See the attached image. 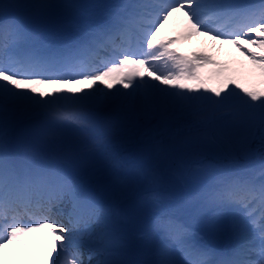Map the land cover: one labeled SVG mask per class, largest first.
I'll return each instance as SVG.
<instances>
[{
  "label": "snow or ice",
  "instance_id": "obj_1",
  "mask_svg": "<svg viewBox=\"0 0 264 264\" xmlns=\"http://www.w3.org/2000/svg\"><path fill=\"white\" fill-rule=\"evenodd\" d=\"M85 7L53 0L0 2L5 15L0 24V261L5 248L16 255L10 248L16 244L45 253L40 264H84L81 252L72 247L70 229L51 218L67 202L72 229L103 224L101 247L89 254V259L98 253L107 257L97 264H264V160L245 165L246 171L259 166V172L248 175L208 168L202 161L197 169L212 176L198 195L202 210L211 212L209 224L232 215L236 244L229 253L199 247L188 222L160 211L170 198L163 190L167 181L182 179L193 155L219 147L220 137L202 130L227 120L242 150L257 132L264 139V0H120L107 6L110 23L90 31L86 40L62 47L51 46L48 36L7 16L9 9H22L43 20ZM170 22H179L181 30L163 36ZM193 37L227 45L243 59L234 61V67L205 53L189 56L173 47ZM208 82L216 87L207 88ZM35 85L52 90L37 93ZM114 85L131 91H104ZM136 97L154 102L136 104ZM65 102L73 111L63 110ZM89 108L118 110L129 120L155 126L122 141L140 144L133 158L88 120ZM33 115L87 132L89 150L100 155L113 179L115 201H101L73 174L83 161L71 143H44L46 133L37 130L23 149L14 146L9 130ZM130 173L135 174L131 183ZM120 199H132L138 209L149 210L150 223L141 237L159 233L165 241L161 252L174 248L182 259H123L133 242L125 228L131 218L121 211ZM253 202L262 210L259 217L250 207ZM23 217L31 222L24 223ZM241 217L256 230V247L246 246Z\"/></svg>",
  "mask_w": 264,
  "mask_h": 264
},
{
  "label": "bare ground",
  "instance_id": "obj_2",
  "mask_svg": "<svg viewBox=\"0 0 264 264\" xmlns=\"http://www.w3.org/2000/svg\"><path fill=\"white\" fill-rule=\"evenodd\" d=\"M27 2L24 0L23 3ZM55 3H67V0H53ZM83 0H78L77 5H82ZM87 9L80 8L73 15V17L59 19L58 15L53 16L47 19H43L47 21L46 26L38 30L49 37V44L53 47H62L65 44L72 43L75 41H84L85 34L94 29H99L103 27V24L110 21L108 16V10L106 12H97L94 10V2L90 1L87 5ZM22 9H9V17H15L21 24L25 26V21L27 16L24 15ZM4 13L0 12V16H3ZM181 25L179 22H170L165 29L162 30L163 36H175L181 30ZM29 29L28 27H26ZM33 31L32 29H29ZM35 32V31H33ZM37 32V31H36ZM192 42V44L200 43L205 47H208L212 51L216 52V54L223 55V60L219 59L217 56L209 54L217 61L221 63H229L234 67L238 66L234 64V61L243 59L240 57L239 53L235 51V49L230 48L229 46H221L213 41L205 38V37H193L190 41H183L179 44L173 45L174 48H178L180 52L185 55H191L192 53H202L200 49L193 47H186V43ZM143 71V70H142ZM150 79L148 77H145ZM139 78H137V81ZM241 83H245L243 80ZM99 87H103V85H98ZM37 88V93L40 91L51 92L50 87H45L41 85H35ZM61 87H67L66 85ZM73 87H81L86 88V85H74ZM216 87V84H212L210 82L207 83V88L211 89ZM234 87V86H230ZM120 90L122 92L131 91V89H124L121 85ZM236 91H239L237 89ZM207 93V92H206ZM207 95H211L208 93ZM241 95H243L241 93ZM63 110L73 111V105L70 102H65L62 105ZM91 112V118L96 119V124L99 126L100 131L104 134V137L107 140H110L115 143L121 144V152L125 155V150L131 146L132 144L139 143H122L127 137L128 134H135L137 132L143 131V128H140L134 124V121L129 120L126 116L118 110H107L99 108H89ZM98 112V114L96 113ZM2 116V114H0ZM40 119L47 124V136L43 139L44 143H52L56 139H62L71 143L72 145L78 147L83 152L89 150V145L91 141L88 138V134L85 131H82L78 126L67 124V125H54L51 123L50 119L45 116H40ZM100 120L102 121L100 123ZM99 122V123H98ZM138 139V138H137ZM24 148V147H23ZM89 154L91 157V162L88 163V166L99 164L100 168L96 171H90L88 168L82 172L75 173L79 178H83L87 187L91 192H93L101 201L105 203L113 202L116 200V193L113 188V179L105 170L104 163L100 157V155L94 151L89 150ZM251 171L259 172V169H252ZM129 183H131L135 179V174L130 173L127 177ZM209 182L208 184H210ZM207 184V185H208ZM206 186V185H205ZM197 188L193 191V196L196 199L197 203L195 206V210L191 213L190 216L187 215V212H183L180 210V207H174V205H168L164 203L160 208V211L174 214L181 221H186L191 225V220L194 219L195 215L201 216L202 208L198 199V195L201 190L205 187ZM123 199L118 201V205ZM181 205V204H180ZM64 206H70L67 202L59 205V211L51 217L59 221L60 223L63 221L64 217L69 214ZM143 211L146 213L145 222L142 229L138 232L134 239V243L141 247L142 252L141 255L137 257L136 260H146V261H160V260H173L179 261L182 258L179 256L177 251L174 248H168L163 253L161 249L165 244L162 236L159 233H148L146 236L141 237L140 233L147 232V226L150 223V214L147 208H143ZM211 216V212L205 214V223L209 225L206 227L200 234L194 235V242L202 248L213 250L215 253H224V250L231 252L232 248L236 244V236L231 227L232 224V215H225L222 218H218L215 222V225H210L208 222V218ZM242 220V218H241ZM24 223H30L31 221L28 217H23ZM71 225V224H70ZM72 228V226H70ZM82 228L81 230L73 231L70 229L69 235L72 237V241H76L80 244L79 247L73 248L78 249L82 254V259H89L90 251H95L101 247L98 242V237L101 235L103 231L102 223H91L87 230H85L82 226L78 227ZM191 228L194 232V229L191 225ZM246 228V236L245 240L249 243L246 245L248 247H256L258 245V240L255 238L252 240L251 237L253 235L252 229ZM242 229V227H241ZM243 231V230H242ZM91 233L89 235L88 233ZM74 233V234H72ZM205 241V242H204ZM12 252H15V256H10V260L15 264H40L41 261L45 259L46 254L40 255L41 253L36 249H24L19 247L16 244L10 246ZM23 249L22 256H19L17 253V249ZM9 249V248H8ZM223 249V250H222ZM128 249L125 251L122 256L123 259H128ZM107 257L102 254H94L91 256L92 262L97 264V261L104 260ZM0 264H3V261H0Z\"/></svg>",
  "mask_w": 264,
  "mask_h": 264
},
{
  "label": "rangeland",
  "instance_id": "obj_3",
  "mask_svg": "<svg viewBox=\"0 0 264 264\" xmlns=\"http://www.w3.org/2000/svg\"><path fill=\"white\" fill-rule=\"evenodd\" d=\"M90 1L94 2V10L97 12H103L106 9H108L107 8V0H83L82 5L87 6ZM0 2H3V3H23L24 0H0ZM27 2H28V0H27ZM77 2H78V0H67V3H69V4H77ZM119 2H120V0H113V5L116 3H119ZM59 3H62V2H59ZM84 9H87V7H85ZM77 10L78 9H71L65 14L58 15V17H59V19H65V18L72 17L77 12ZM22 12L24 13L25 16H27L26 23L28 21L40 23L41 27L38 30H41L46 26L47 21L38 19V18L34 17L33 15H31L30 13H28L24 10ZM7 16L9 17V12H7ZM0 19L5 20V15L0 16ZM26 23H25V26H27L29 28L28 23H27V25H26ZM106 24H108V23H106ZM189 46L200 49L202 51V53H205L208 55L212 54L214 56H217L219 59L223 60V55L216 54V52L212 51L208 47L203 46L200 43H195V44H192V42L186 43V47H189ZM152 82L158 83L155 81H152ZM210 83L215 84L214 82H210ZM120 87H121V85H114L113 88L110 90L107 88H104V91L115 92V90L117 88H120ZM161 87H168L169 92L176 91V89L172 88L171 86L161 85ZM205 94L207 95L208 93H205ZM133 102L136 104H143V103H153L154 101L146 99L144 97H136V98H134ZM87 115H88V113H87ZM22 119H25V118H22ZM22 119H20L19 121H21ZM134 124L140 128H143V131H147L150 127L155 126L154 122L150 123L149 121H142V120H135ZM214 128L216 129L215 135L220 137L219 147L217 149L211 151V152H205L202 155L201 154L193 155L190 158L188 171L185 173L183 178L177 179L175 177H171L168 180L171 182L179 180L181 182L183 188H184L183 193L181 195H172V194H169L167 192L166 187L163 188L165 193L170 197L166 202L168 204H172L174 206L178 205V208H179V203H181L180 210L183 212L190 211L187 214L188 216H190L191 213H193V211L195 210L196 203H197L196 199L193 196V191L197 188H202L203 186L207 185L209 182L212 181V176L210 174H207L205 172L197 170L201 167V161L203 162V166L208 167V168H214V169H219L221 171H227L230 174H245V175L256 173L254 171H246L244 169L245 165H248L250 163V161H257V162L260 161L259 159H256L255 157H252L251 155H249V153L247 152L248 149L252 145H254L253 144L254 139L256 138L257 134H256L255 138L248 143L247 147L242 150L241 147L239 146V144L237 143V137L235 136V134H233L232 130L230 129L227 120H218L217 125H213L212 127H209L206 130H202V131L205 132L207 135L211 136L213 131H214ZM135 148L139 149L140 144H132L131 146H129L125 150V155L131 156L134 158L133 152H134ZM236 157H242L245 159L238 160V159H236ZM174 167H175V165H174ZM93 168H94V170H98L100 168V166L96 165ZM254 169H259L258 164L254 167ZM125 200L126 199H123V201H125ZM250 207L255 208L254 215L259 217L261 214V211H262L261 208L259 207V205L256 202H253V204H251ZM121 211H122V209H121ZM208 212L209 211L202 210V213H201L202 216L199 217L198 215H195L194 216L195 220L191 221V225L195 229V232H194L195 234H199V231H201L202 229H205L207 227V223H205V214ZM126 215H128L131 219L129 222H127L125 224V225H127V227H125V228L128 229L129 225L135 224V225H138L139 230H140L141 225L144 224V222H145L144 217H145L146 213L143 211V209H138L137 205H135V209H134L133 213L132 214H126ZM135 217H136V219H138L137 223L135 221ZM241 218H242L241 227H242V230L244 232V239L246 236V228L245 227H247L249 229H252L253 235H252L251 239L253 240L257 234L256 230L253 229V227L248 223L247 217H241ZM208 227H209V225H208ZM134 235H136V234H134ZM134 235H130V236L132 237ZM74 244H77V243L72 242V246H74ZM135 248L138 250L137 255H141V252H142V250L140 248H137L135 245L132 244L131 247L128 248V255L132 260H136L137 255H133V252L131 251V249L136 251ZM224 252H226V251L224 250ZM17 253H18V255L21 256L23 253V249H20V248L17 249ZM11 255L12 254L10 253L9 249L5 248L4 249L5 259H4L3 264H15L9 259V258H11L10 257Z\"/></svg>",
  "mask_w": 264,
  "mask_h": 264
},
{
  "label": "trees",
  "instance_id": "obj_4",
  "mask_svg": "<svg viewBox=\"0 0 264 264\" xmlns=\"http://www.w3.org/2000/svg\"><path fill=\"white\" fill-rule=\"evenodd\" d=\"M253 148H254V154L259 152V150L264 149V139L261 138V134L259 132H258L257 138L254 142Z\"/></svg>",
  "mask_w": 264,
  "mask_h": 264
}]
</instances>
